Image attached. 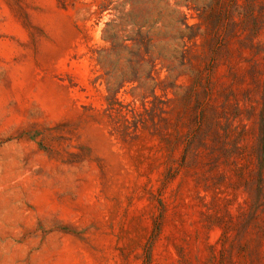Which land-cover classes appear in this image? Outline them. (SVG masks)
<instances>
[{
	"label": "rangeland",
	"instance_id": "obj_1",
	"mask_svg": "<svg viewBox=\"0 0 264 264\" xmlns=\"http://www.w3.org/2000/svg\"><path fill=\"white\" fill-rule=\"evenodd\" d=\"M0 264H264V0H0Z\"/></svg>",
	"mask_w": 264,
	"mask_h": 264
}]
</instances>
